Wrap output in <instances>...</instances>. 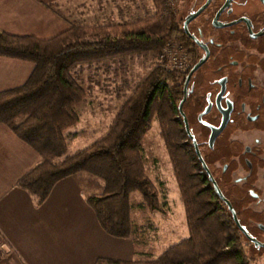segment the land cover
Returning a JSON list of instances; mask_svg holds the SVG:
<instances>
[{"label": "trees", "instance_id": "1", "mask_svg": "<svg viewBox=\"0 0 264 264\" xmlns=\"http://www.w3.org/2000/svg\"><path fill=\"white\" fill-rule=\"evenodd\" d=\"M174 0H153L155 11L126 23L83 25L48 39L0 32V56L26 60L34 69L24 84L0 92V123L5 124L39 156L18 186L42 204L60 180L86 172L104 184L86 204L109 236L133 234L130 193L138 192L150 211L166 212L153 182L145 175L144 144L153 122L168 155L183 206L188 235L152 259L99 258L94 264H252L247 243L224 201L200 173L199 162L176 118L177 103L189 70L197 62L182 23L187 13ZM186 39V40H183ZM173 47L188 65L170 67L165 50ZM150 51L160 62L136 82L130 95L115 107L106 133L90 145L67 153L63 133L74 126L76 108L87 102V91L76 68L121 56Z\"/></svg>", "mask_w": 264, "mask_h": 264}, {"label": "flooded vegetation", "instance_id": "2", "mask_svg": "<svg viewBox=\"0 0 264 264\" xmlns=\"http://www.w3.org/2000/svg\"><path fill=\"white\" fill-rule=\"evenodd\" d=\"M205 1L196 0V8L188 10L191 12L184 21ZM225 1L211 0L188 24V33L184 21L182 23L185 36L194 45L191 47L196 52L195 64L204 58L206 51L209 56L189 79L180 111L182 87L176 118L186 135L183 142L191 146L199 162V172L207 176L206 185L214 188L213 182L217 184L241 226L260 243L243 234L247 246L260 250L264 248V240L258 238L264 235V33H259L264 31V22L255 23V14H262L255 9L232 16L234 2L231 0L230 5L221 10L217 21L226 25L246 18L248 22L239 20L229 26H214L213 18ZM254 1L264 6L261 0ZM225 114L227 120L218 131ZM253 190L258 193L254 195ZM252 198L257 199L254 204L263 205L262 211L257 213H262L263 217L259 221L249 216L242 220L240 212L248 210L244 203Z\"/></svg>", "mask_w": 264, "mask_h": 264}, {"label": "rangeland", "instance_id": "3", "mask_svg": "<svg viewBox=\"0 0 264 264\" xmlns=\"http://www.w3.org/2000/svg\"><path fill=\"white\" fill-rule=\"evenodd\" d=\"M174 1L176 9L183 11V14L190 13L196 8L194 5L196 0ZM233 2L232 16L255 9L262 13L255 14L253 18L255 23L264 22V6L254 0H233ZM83 8V10L79 8L77 17V22L83 25L126 23L141 19L155 11L153 0H92ZM190 9L191 11H188ZM165 56L170 67L182 69L188 65L186 57L175 51L173 47L165 50ZM160 61L154 53L143 51L100 64L78 66L76 76L88 95L87 102L76 108L79 115L78 122L63 133L67 153L86 147L100 139L113 119L115 107L127 99L134 84L144 78ZM158 132V124L153 122L146 134L143 166L145 175L157 189L159 203H166L164 206L166 212L148 210L144 207L140 194L136 191L131 192L130 215L133 234L127 238H116L105 234V241L99 247L98 253L103 258L152 259L188 235L184 209L179 201L178 187ZM82 175L84 180L81 181L80 187L83 189V194L93 196L103 192L104 184L100 180L86 172H82ZM254 193L257 194L258 191L253 190ZM74 195L75 201L79 194L74 193ZM67 201L70 202L71 198L68 197ZM253 202H257V199L252 198V201L247 200L244 203L248 210L240 212L242 220H246L248 216L254 221L262 219L263 214L257 213L258 210L262 211L263 205ZM243 225L246 227L245 223ZM74 227H79L78 220L74 221ZM258 238L264 240V235H258ZM244 252L254 258L252 264H264V248L256 250L246 245Z\"/></svg>", "mask_w": 264, "mask_h": 264}, {"label": "crops", "instance_id": "4", "mask_svg": "<svg viewBox=\"0 0 264 264\" xmlns=\"http://www.w3.org/2000/svg\"><path fill=\"white\" fill-rule=\"evenodd\" d=\"M89 1L0 0V32L51 38L77 22L79 8ZM33 69L29 61L0 56V92L24 84ZM39 162L40 156L0 123V264H94L103 258L98 253L106 233L85 202L84 175L60 180L36 205L17 184Z\"/></svg>", "mask_w": 264, "mask_h": 264}, {"label": "water", "instance_id": "5", "mask_svg": "<svg viewBox=\"0 0 264 264\" xmlns=\"http://www.w3.org/2000/svg\"><path fill=\"white\" fill-rule=\"evenodd\" d=\"M210 1H211V0H206L205 3H204L203 5H201V6H200L195 12H193L192 14H190V15L185 19V21H184V28H185V31H186L187 33H188V29H187L188 24H189L192 20H194V19H195V18H196V17H197V16H198V15H199V14H200V13H201V12H202V11L208 6V5H209ZM261 2L264 4V0H261ZM230 3H231V0H226L225 3L223 4L222 8L216 13V15H215V17L213 18V21H212L214 26H218V27L229 26V25H232V24L238 22L239 20H244V21L248 22V20H247L246 18H240V19H237V20H235V21H233V22H230V23H228V24H226V25L221 24V23H219V22L217 21L218 16H219L221 10L224 9L225 7L229 6ZM263 33H264V31L261 32V33H259V34L261 35V34H263ZM198 43H199V42H198ZM208 56H209V53H208V51H206V54H205L204 58H203L202 60H200L197 64H195V65L191 68V70L189 71L188 75L186 76V79H185V81H184V86H183V93H184V96H183L182 101H181L180 104H179V110H180V111H181L182 104H183V102H184V100H185V98H186L187 85H188L189 79L191 78L192 74H193V73H194V72H195V71H196V70H197V69H198V68H199V67H200V66H201L206 60H207ZM226 120H227V115L225 114L224 117H223V121H222V123H221V126H220V128H219L218 131H220V130L223 128V126H224ZM186 129H187V132H188L189 136L193 139V137H192L191 133L189 132L187 126H186ZM193 142H194V144H195L194 139H193ZM197 153H198V151H197ZM210 179L213 181V178H212L211 176H210ZM213 184H214V190H215L216 194H217V195H218L223 201L226 202V204H227V206H228V209H229V211L231 212V215H232L233 220H234V222L236 223L237 227L242 231V233H243L248 239L254 241L256 244H260V243H258L256 240H254L253 238H251V237L247 234V232L244 230V228H243V227L241 226V224L239 223L238 218H237L236 213H235V210L233 209V207L231 206V204L228 202V200H226V199L224 198V196H223V194H222L220 188L217 186V184H216L215 182H213ZM262 246H264V244H262Z\"/></svg>", "mask_w": 264, "mask_h": 264}, {"label": "built area", "instance_id": "6", "mask_svg": "<svg viewBox=\"0 0 264 264\" xmlns=\"http://www.w3.org/2000/svg\"><path fill=\"white\" fill-rule=\"evenodd\" d=\"M184 59V58H183Z\"/></svg>", "mask_w": 264, "mask_h": 264}]
</instances>
